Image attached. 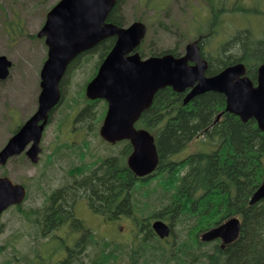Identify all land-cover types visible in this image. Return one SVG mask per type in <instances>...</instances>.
Masks as SVG:
<instances>
[{
  "label": "trees",
  "instance_id": "1",
  "mask_svg": "<svg viewBox=\"0 0 264 264\" xmlns=\"http://www.w3.org/2000/svg\"><path fill=\"white\" fill-rule=\"evenodd\" d=\"M121 1L116 0L107 16L108 21L119 26L124 25L123 14L119 11ZM199 1L205 3L208 14L204 21L206 28L196 37L202 56L208 60L206 74L212 75L230 64L242 62L247 67L248 78L255 83L257 67L264 62V9L259 13V3L253 7L254 13L260 15L258 34L247 28L235 29L232 35L217 44L216 53L212 54L206 53L203 46L214 34V27L223 11L227 10L226 0ZM150 3V0H146V4ZM232 5L245 15L253 13L251 8L238 7V0H234ZM114 41V36L107 37L69 63L59 85L61 98L68 71L74 66L85 69L80 62H88L96 55L92 75L84 79L80 87V96L83 97L85 84L94 76ZM139 52L143 57L167 52L175 56L181 54L174 48L158 52L150 49L146 55L142 49ZM184 96L185 93L174 91L169 86L157 90L150 106L142 111L135 123L136 127L144 128L154 136L159 160L153 175L139 178L128 168L126 157L132 148L129 142L124 141L118 155L101 158L79 171L82 174L74 176V182L78 184L74 191L85 197L95 212H106V206L110 205L111 210H122L128 216H136L139 212L144 216L139 224L148 238L144 236L137 245L130 247L128 255L134 259L132 264L142 257L146 258L147 263L154 264H264V199L251 205L248 203L262 181L264 132L254 119L242 121L235 114L227 112L225 97L219 92L205 91L186 103L183 102ZM98 101H101V106L100 110L96 108L99 111L97 119H102L106 103L87 99L86 106L78 108L75 118L79 120L83 114L88 115L91 105ZM197 137L213 142V149L177 158ZM155 179L162 191L168 192V203L156 211L143 213L149 202H142L139 195L145 198L147 193L159 192V185H153ZM62 191L57 190L51 198L54 199ZM72 192L70 189L63 200L72 201ZM64 205L68 203L64 202ZM233 216L240 220L235 240L224 247L218 241H199L200 232ZM157 217L172 227L171 236L175 240L170 245H159L162 240L153 238L151 229L146 225L149 219ZM65 218L66 213L63 215ZM79 225L81 229L84 228ZM157 251L159 253L155 257L153 253ZM106 254L97 264L105 262ZM119 254L122 255L121 250L118 251L115 246L111 248L113 259L118 258Z\"/></svg>",
  "mask_w": 264,
  "mask_h": 264
},
{
  "label": "rangeland",
  "instance_id": "2",
  "mask_svg": "<svg viewBox=\"0 0 264 264\" xmlns=\"http://www.w3.org/2000/svg\"><path fill=\"white\" fill-rule=\"evenodd\" d=\"M57 1L0 0V55H4L12 64L7 78L0 81V148L10 137L12 130L33 114L38 106L40 69L46 58L47 47L44 38H39L36 34L45 21L46 13ZM233 1L226 0L227 10L223 11L214 27V34L204 45L206 53H216L217 44L232 35L235 29L247 28L258 34L260 15L254 13L253 7L259 3L261 13L264 9V0H238V7L252 9L253 13L246 15L234 9ZM150 2L154 5L146 4V0H122L119 5L124 24L138 19L146 24V36L138 48L142 49L145 55L150 49L158 52L174 48L182 53L185 44L195 41L199 33L206 28L204 21L208 14L204 2L199 0H150ZM96 61L95 55L88 62L87 60L80 62L85 69L74 66L68 71L63 82L62 99L53 108L43 129L38 160L33 163L21 153L11 157L6 165L0 167V175H6L13 182L26 184L31 188L29 196L21 202L20 210L11 206L1 214L3 232L0 234V264H45L49 258L52 259L56 252L55 240L46 241L35 232L28 221L26 208L30 205L40 206V202L44 201L45 196L56 186L70 182L74 176L82 174L79 171H83L85 167L93 165L103 157L118 155L124 146L123 141L112 144L99 136L102 119H97L99 111L96 108L100 110L101 101L91 105L88 115L83 114L79 120L75 118L78 108H84L87 104L85 95L80 96V87L84 79L87 80L92 75ZM56 145L58 150L53 155L52 148ZM212 149L213 142L197 137L177 158L189 152H207ZM153 185H159L157 179ZM157 191L159 192L147 193L145 198L139 195L142 202H149L143 213L156 211L168 203V192H163L160 185ZM76 209L80 216L85 217L87 226L93 232L100 235L107 232L111 235L112 243L107 250L115 246L122 252L116 259L106 258L103 264H131V261H134L128 252L130 247L138 243L134 240L132 224L128 218H121L115 221L112 227H108L98 215L85 214L80 205H77ZM139 215L141 216L140 212ZM174 240L175 238L170 236L159 242V245H170ZM96 247L89 248V255L94 254L93 258L97 254L101 258L105 257L102 248L96 250ZM157 253L159 252L153 253L155 257ZM135 262L134 264H154L147 263L143 257Z\"/></svg>",
  "mask_w": 264,
  "mask_h": 264
},
{
  "label": "water",
  "instance_id": "3",
  "mask_svg": "<svg viewBox=\"0 0 264 264\" xmlns=\"http://www.w3.org/2000/svg\"><path fill=\"white\" fill-rule=\"evenodd\" d=\"M116 0H59L47 12L37 37H44L47 57L40 69V92L35 112L19 127L0 149V164L25 150L32 162L37 161L42 131L49 112L60 99L59 83L69 63L99 41L115 36L109 52L85 86L89 99H104L106 112L99 135L109 142L128 140L132 151L127 158L130 170L139 177L152 173L158 164L153 135L135 123L148 108L157 90L169 86L186 94L183 102L205 91H216L225 97V110L242 121L254 119L264 132V62L257 67L256 84L246 75V66L237 62L219 72L206 75L208 63L196 42H189L184 53L142 58L136 50L146 33L138 20L126 27L107 21ZM11 61L0 55V79L8 76ZM25 189L8 177H0V213L9 205L22 201ZM264 198V167L260 185L249 198L254 204ZM152 228L160 238L170 234L168 224L158 219ZM240 221L231 217L205 230L201 241L221 239V246L236 239Z\"/></svg>",
  "mask_w": 264,
  "mask_h": 264
},
{
  "label": "flooded vegetation",
  "instance_id": "4",
  "mask_svg": "<svg viewBox=\"0 0 264 264\" xmlns=\"http://www.w3.org/2000/svg\"><path fill=\"white\" fill-rule=\"evenodd\" d=\"M201 50L202 49L199 48V52H201ZM185 92H187V90ZM2 166L4 165H0V167ZM4 176L6 175H0V177H4ZM71 176L72 175H70V177ZM74 181L75 179L73 177V179L70 182L66 184H60V186H56L45 196L44 201L40 202V206L30 205L28 208H26V215L28 221L30 222V225L33 226V228L35 229V232L39 234L40 237L45 238L46 241L55 240L54 243H56L55 244L56 252L53 254V258L52 259L49 258L45 264H97V261L101 259V256L97 254L96 257L93 258L94 254L91 256L89 255V251H90L89 248L91 247L95 248V246H97L96 250L98 248L103 247L102 250L105 253H107L106 254L107 258L111 257L110 255L111 249L107 250L109 249L112 243L111 235L108 234L107 232L104 233V235L96 234L93 231L91 232L90 228L87 226L85 222V217L80 216L78 214L76 209L77 205H80L82 209L85 211V214L87 215L88 214L98 215L100 220H102L105 223V226L108 227H112L115 221L126 217L132 224V230H133L132 235L134 236V240L137 243H139L138 241L142 240L141 238L144 236H146L145 238H148L147 237L148 234L142 232L143 227L142 225L140 226L139 224L140 221L143 222L144 216L142 215L140 216L139 214H138L139 216L138 215L128 216L122 210L119 211L111 210L110 205L107 204H106L107 205L106 212L103 213L95 212L92 206L89 204V201L85 197L79 196L77 190L74 191V189H76V187L78 186V184H76ZM22 185L25 188L24 198L28 197L31 192V188L26 184H22ZM59 189H62L63 191L59 195H56L54 199L51 198V196H53ZM70 189L73 191L71 193L73 200L70 201L71 199H69L68 201H64L63 198H65L69 194ZM64 202L66 204L68 203V205L65 206ZM119 202L121 201H118L117 203ZM20 204L21 202L17 204H11L10 206L6 207L0 213V217L1 214H3L11 206L19 208ZM20 209L21 208H19L18 210ZM65 213H66V218L63 219V215ZM134 216L137 218V221L135 220ZM156 219H161V218L158 217L151 218L146 224L147 227L151 229L153 233L152 235L153 238L155 237L159 238L152 228V223ZM79 223L81 224V227L84 226L83 229L80 228ZM2 232H3V227L0 223V234ZM58 247H60L59 251H58ZM104 260L106 262L107 259L104 258Z\"/></svg>",
  "mask_w": 264,
  "mask_h": 264
},
{
  "label": "bare ground",
  "instance_id": "5",
  "mask_svg": "<svg viewBox=\"0 0 264 264\" xmlns=\"http://www.w3.org/2000/svg\"><path fill=\"white\" fill-rule=\"evenodd\" d=\"M110 22V21H109ZM112 23V22H111ZM127 25L123 26V27H126Z\"/></svg>",
  "mask_w": 264,
  "mask_h": 264
}]
</instances>
